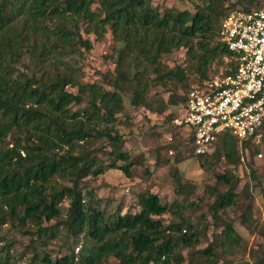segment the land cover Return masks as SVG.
I'll return each mask as SVG.
<instances>
[{
  "label": "trees",
  "instance_id": "obj_1",
  "mask_svg": "<svg viewBox=\"0 0 264 264\" xmlns=\"http://www.w3.org/2000/svg\"><path fill=\"white\" fill-rule=\"evenodd\" d=\"M198 1L161 10L154 0H0V264H18L12 237L1 234L8 225L30 237L19 256L28 264H223L245 245L234 220L224 218L239 203L235 170L242 156L233 136L196 154L188 134L190 158L216 178L207 187L215 199L200 215L205 201L192 199L197 186L184 182L183 156L170 164L177 197L172 204L146 190L136 211L123 213V205L98 196L95 185L108 170L131 179L144 165L124 150L125 132L118 126H131L129 117H119L127 115L126 99L131 108L158 115L179 104L174 120L194 86L237 64L219 41L226 14L264 6L261 0ZM108 33L115 69L100 82H85L80 60ZM181 49L187 69L164 63ZM170 83L185 92L182 100L173 93L164 98ZM159 87L163 92L154 91ZM222 161L234 169L214 172ZM239 219L253 229L252 203ZM212 226V239L201 248ZM259 234L264 239V227ZM59 238L69 252L54 256L48 247ZM250 255L252 264H264V243Z\"/></svg>",
  "mask_w": 264,
  "mask_h": 264
},
{
  "label": "rangeland",
  "instance_id": "obj_2",
  "mask_svg": "<svg viewBox=\"0 0 264 264\" xmlns=\"http://www.w3.org/2000/svg\"><path fill=\"white\" fill-rule=\"evenodd\" d=\"M237 0H230V4ZM264 3V0H261ZM199 3L198 0H154V6L165 10L171 7L191 8L193 3ZM115 44L111 33H108L103 42H94V47L90 52L85 53L84 59L80 60L81 66L85 71V82L93 83L102 81L103 76L109 71H114L115 65L111 57L115 56ZM164 63L170 67L181 66L187 69L186 52L184 49L174 52L164 57ZM188 72V71H187ZM77 92L76 89H70ZM154 91L163 92L162 88ZM173 93L177 100H182L185 92L176 84L170 83L168 90L163 93L165 99H168ZM85 106V105H81ZM75 109L78 106H74ZM180 105L169 108L164 114H152L147 110H135L129 106L126 99V114L121 115L120 121H124L129 117V124L119 125V129H123L124 150L130 151L131 155L138 156L144 165L135 167L133 178H127L120 170H108L104 175L95 179L98 196L110 200L113 206L123 205V213L135 212V205L138 195L146 190L157 193L163 203L172 204L176 200L174 191V181L170 173V164L176 157L183 156L185 161L180 164V169L184 174V182H190L197 186L196 194L192 199L201 198L204 202L202 209L197 214L200 215L207 211V205L211 204L215 199V193L208 190V186L214 187L216 178L212 172H206L200 167L197 158H190L191 144L188 133L184 129L176 128L172 122L173 117ZM183 111H180V114ZM174 121V120H173ZM242 156L241 165L235 170L241 178L237 187L239 193V203L234 210L224 214V218L229 221L234 220V226L243 237L245 245L237 248L233 253L226 255L223 264H245L252 260L251 253L257 251L259 246L264 243L263 237L259 231L264 227V132L258 141L250 142L248 147L239 146ZM254 150L258 151L257 156H253ZM213 151V149L211 150ZM107 161V158L104 157ZM212 163L211 157H205L204 162ZM146 169L152 172L151 175L146 174ZM226 169H234L233 166L227 165L224 161L213 166V171L223 174ZM249 184L248 192L244 190L246 184ZM228 186L220 185V191L227 190ZM247 194L249 196H247ZM181 199V198H180ZM252 203L253 223L252 230L247 229L241 223L239 217ZM171 219V215L167 213L163 220L167 225ZM212 221V218L209 216ZM8 233L10 235L13 246L11 254L16 255L18 264H28L25 260H20V251H25L30 243V237L23 235L12 228L10 225L1 229V234ZM213 226L209 229V239L203 240L201 248L206 247L212 239ZM63 239L55 240L48 249L56 255H65L69 252V248L63 244ZM77 251V249H76ZM187 255V251H185ZM187 264V263H185Z\"/></svg>",
  "mask_w": 264,
  "mask_h": 264
},
{
  "label": "built area",
  "instance_id": "obj_3",
  "mask_svg": "<svg viewBox=\"0 0 264 264\" xmlns=\"http://www.w3.org/2000/svg\"><path fill=\"white\" fill-rule=\"evenodd\" d=\"M219 41L236 66L212 73L187 94L176 128L188 132L196 154L210 152L218 139L230 135L244 147L264 131V6L234 8L223 18Z\"/></svg>",
  "mask_w": 264,
  "mask_h": 264
}]
</instances>
